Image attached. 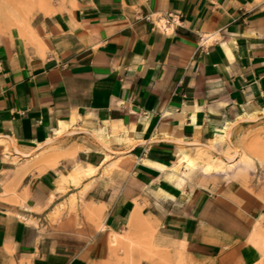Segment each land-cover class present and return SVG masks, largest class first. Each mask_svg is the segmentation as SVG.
<instances>
[{"label":"crops","instance_id":"1","mask_svg":"<svg viewBox=\"0 0 264 264\" xmlns=\"http://www.w3.org/2000/svg\"><path fill=\"white\" fill-rule=\"evenodd\" d=\"M54 5L32 20L40 41L0 35V264H109V240L149 238L258 264L264 205L182 156L264 106V0ZM79 163L95 168L81 196ZM73 194L77 223H51Z\"/></svg>","mask_w":264,"mask_h":264},{"label":"rangeland","instance_id":"2","mask_svg":"<svg viewBox=\"0 0 264 264\" xmlns=\"http://www.w3.org/2000/svg\"><path fill=\"white\" fill-rule=\"evenodd\" d=\"M55 1L1 0L0 35H17L26 42H35V38L39 39V37L32 26V20L39 12L45 15H52L55 12H53L54 8L56 10ZM33 35H36L35 38H33ZM199 148L202 149V147L197 149ZM211 152L209 154L210 159L224 160L226 162L231 160L234 162V165L229 169L213 170L220 172V174L212 175L214 183L218 181V184L228 187L240 186L251 195V198L260 201L264 205V114L255 115L245 120H234L229 128L227 140L216 144ZM244 152L249 156V161H242L241 154ZM108 167L109 171L107 173L104 172L105 177L110 175L113 168H117L114 165H109ZM81 185L82 183L80 182L78 185L73 186L78 187ZM88 185L89 183L80 187V196ZM76 196V194H73L67 201L59 203L49 221L51 223L61 222L66 215H71L70 217L73 216L77 223L80 217L79 212H83L81 209L83 200L81 197ZM97 218L100 219L101 217L98 216ZM79 223L80 221L78 225ZM101 227H103L102 224L97 225L96 228L99 229ZM254 229L255 232L260 233L263 239V246L260 251L263 257L258 264H264V218H260V222L258 221L255 224ZM155 231L156 228L154 229ZM145 233V231H142V234L146 235ZM109 243L111 246H109V264H177L178 257L173 256L175 253H180L181 255L180 264L209 263L206 260L200 261L193 254L187 252L183 242L162 243L149 238L143 248L133 247L130 251H126L123 248L120 240L115 244H112L109 240Z\"/></svg>","mask_w":264,"mask_h":264},{"label":"bare ground","instance_id":"3","mask_svg":"<svg viewBox=\"0 0 264 264\" xmlns=\"http://www.w3.org/2000/svg\"><path fill=\"white\" fill-rule=\"evenodd\" d=\"M8 1H10V0H8ZM5 11H6V9H5ZM33 32H34V30H33ZM35 36L33 35V38H35ZM35 40H37V42L40 41V40H38L36 38H35ZM39 44L41 46V43H39ZM262 114H264V106L261 109L257 110V111H247L246 110L244 113L238 115L235 120H245V119L252 118L255 115H262ZM233 122L234 121H229V122H227V124H233ZM227 129L224 128V131H223L222 138L224 140H227V137H228V130ZM59 131H61V128H59ZM215 142H216V138L213 139V140H211L208 145L200 146V147H202V149L201 148L197 149L194 155H188V154L183 155L182 156L183 161H185L189 166H192V167H195V168L197 166V162H201L202 171H204L205 173L211 172V171H213L215 169H224L225 170V169L231 168L234 165V162L231 161V160H229V161L226 162L224 160H218L217 161V160H214V159H210L209 158V154L212 153L211 151L215 147L214 146ZM0 144H2V146L4 147L5 150H7L6 141L3 140L2 138H0ZM104 157H106V156H104ZM241 159H242V161H249L250 158L244 152V153L241 154ZM79 164H81V165L79 167L73 168L71 170V172H70V175H69V178H70V180H71V182L73 184L79 183L81 177L86 176V175H89V174L93 173V171H95L94 170L95 168L93 166H87V165H84L82 163H79ZM114 241H116L115 238H113L112 242H114Z\"/></svg>","mask_w":264,"mask_h":264}]
</instances>
